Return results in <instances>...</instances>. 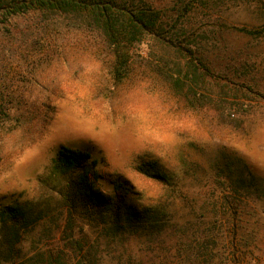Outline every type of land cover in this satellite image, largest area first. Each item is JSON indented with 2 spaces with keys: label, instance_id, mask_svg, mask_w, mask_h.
<instances>
[{
  "label": "rangeland",
  "instance_id": "obj_1",
  "mask_svg": "<svg viewBox=\"0 0 264 264\" xmlns=\"http://www.w3.org/2000/svg\"><path fill=\"white\" fill-rule=\"evenodd\" d=\"M145 1L169 16L195 4L183 19V37L199 45L197 55L212 72L240 82L241 91L206 77L198 92L202 107L177 110L147 81L115 87L108 68L79 50L78 58L38 74L35 119L0 143V211L38 193L63 146L92 154L100 173L94 183L107 196L115 180L127 181L129 199L141 209L160 200L164 185L138 166L158 161L177 169L183 195L175 206L178 227L161 239L167 261L149 264H264V37L225 27H264V0ZM82 38L68 35L76 45ZM140 50L145 57L151 51L148 44ZM222 154L242 162L219 184L211 169ZM142 241L125 245L139 248Z\"/></svg>",
  "mask_w": 264,
  "mask_h": 264
},
{
  "label": "trees",
  "instance_id": "obj_2",
  "mask_svg": "<svg viewBox=\"0 0 264 264\" xmlns=\"http://www.w3.org/2000/svg\"><path fill=\"white\" fill-rule=\"evenodd\" d=\"M195 7L185 5L169 16L145 0H0V143L35 119L31 94L38 74L67 64L72 55L78 58L79 50L108 68L115 87L147 81L177 110L202 107L198 92L206 77L240 92V82L212 72L197 55L199 45L183 37V19ZM225 27L264 37V27ZM70 34L83 38L72 44ZM144 44L151 50L146 57ZM232 158L222 154L212 166L216 183L234 175L232 164L241 160ZM95 165L88 150L63 146L39 180L38 193L0 211L3 264H149L167 255L161 239L178 227L175 206L183 195L177 169L158 161L139 164L164 185L160 200L141 209L130 201L133 187L127 181L115 180L111 197L97 189ZM131 238L143 239L139 248L125 245Z\"/></svg>",
  "mask_w": 264,
  "mask_h": 264
}]
</instances>
